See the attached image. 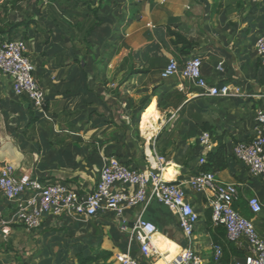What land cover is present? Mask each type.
Returning a JSON list of instances; mask_svg holds the SVG:
<instances>
[{"label":"crops","instance_id":"obj_1","mask_svg":"<svg viewBox=\"0 0 264 264\" xmlns=\"http://www.w3.org/2000/svg\"><path fill=\"white\" fill-rule=\"evenodd\" d=\"M79 2L72 9L67 0H44L34 6L33 22L20 35L28 42L46 95L44 114L15 96L11 78L0 73V169L11 164L18 178L64 182L87 193L106 158L145 168L155 150L170 164L168 181L185 184L208 169L221 181L237 185L236 209L264 235V209L253 217L247 206L252 196L264 205V182L233 156L238 143L252 139L257 109L264 106V64L255 50L264 31V0ZM85 3L98 11L102 25L82 41L88 20ZM70 12L83 17L72 20ZM172 32L196 48L187 52L175 43ZM193 56L201 57L203 76L212 86H229L230 97L211 98L191 80L162 78L170 60L183 62ZM152 103L159 116L145 121V109L139 110ZM206 126L211 130L205 131ZM204 134L209 135L206 158L216 156L209 166L200 167ZM120 189L128 194L134 190ZM187 193L200 216L193 244L204 264H244L247 253L227 241L224 228L212 224L210 194ZM142 210H126L127 232L107 212L95 219L45 216L41 229L29 232L13 219L14 206L0 194V264H76V253L84 247L111 252L107 264H120L140 215L156 225L151 242L163 256L152 251L146 258L137 242L132 256L140 264H182L189 242L178 218L157 201ZM215 246L222 247L218 262ZM15 254L28 260L16 261Z\"/></svg>","mask_w":264,"mask_h":264},{"label":"built area","instance_id":"obj_2","mask_svg":"<svg viewBox=\"0 0 264 264\" xmlns=\"http://www.w3.org/2000/svg\"><path fill=\"white\" fill-rule=\"evenodd\" d=\"M255 50L264 64V31L256 41ZM202 69L203 61L199 56L183 62L172 59L163 70L162 78L177 76L191 80L211 98L231 96L229 86H212L204 78ZM0 73L11 78L15 96L26 99L39 114L45 113L46 95L35 75L36 67L29 56L25 37L0 41ZM253 132L251 140H244L234 147L233 156L254 178L264 182V106L257 109ZM208 146L209 135L204 134L200 167L207 162ZM169 165L166 158L155 150L147 157L145 168L130 167L116 157H109L94 187L85 193L64 182L18 178L14 166L5 164L0 169V194L14 206L13 219L29 232L40 230L45 216L59 220L77 216L95 219L102 212L112 213L120 221L121 230L127 232V221L124 219L126 210L142 206L143 213L153 201H157L178 218V227L188 239V246L181 254L182 264H204L193 244L200 216L187 191L207 192L210 194L212 224L224 228L227 241L247 253L244 264H264V235L259 233L252 220L242 216L235 207L240 198L238 186L221 181L212 171H200L185 184L167 181L164 173ZM121 186L134 190L128 194L120 189ZM247 206L253 217H258L264 209L257 196L250 197ZM156 232V225L140 215L129 232L128 249L120 254L119 263L140 264L139 259L131 254V247L136 242L146 258H150L152 251L161 258L163 254L153 250L151 242ZM221 257L222 247L215 246L214 261L218 262Z\"/></svg>","mask_w":264,"mask_h":264},{"label":"trees","instance_id":"obj_3","mask_svg":"<svg viewBox=\"0 0 264 264\" xmlns=\"http://www.w3.org/2000/svg\"><path fill=\"white\" fill-rule=\"evenodd\" d=\"M68 5H72L73 8L75 9L76 6L80 5L79 0H67ZM87 5L86 8V13L85 15L88 16V20L86 21L87 25L83 26L84 28V34H83V39L82 41H85L87 37H90L94 31L99 28L102 25V20L98 18V11L96 9H91V7L88 5V3H85ZM69 16L72 20L75 19H81L83 17V14L81 13H76V12H70ZM80 24L77 28L78 32L82 31L81 25ZM31 23L28 21H20V22H0V41L5 42L8 41L12 38L18 37L20 35L26 34V30L30 27ZM172 35L175 37V43L176 44H182L183 49L188 50L187 52L193 50L196 48L197 44L188 41L185 39L183 36L179 34H175L172 32ZM186 52V51H184ZM186 52V53H187ZM144 107V106H143ZM149 107V106H148ZM146 110L147 108H140L139 111ZM144 110V111H145ZM211 128L209 126L205 127V131H210ZM223 148L221 143L219 144L218 151H220ZM216 155L214 154H209L208 159L206 162V167L209 166V164L214 160ZM207 169V168H206ZM207 171H209L207 169ZM111 252L107 251H101V250H88L86 247L80 249L76 253V264H107V261L112 257Z\"/></svg>","mask_w":264,"mask_h":264},{"label":"rangeland","instance_id":"obj_4","mask_svg":"<svg viewBox=\"0 0 264 264\" xmlns=\"http://www.w3.org/2000/svg\"><path fill=\"white\" fill-rule=\"evenodd\" d=\"M58 1V0H54ZM44 0H0V22H18L21 21L33 22V12L34 8L40 6ZM35 6V7H34ZM16 261L19 262L27 261L28 257H21L17 254L14 255Z\"/></svg>","mask_w":264,"mask_h":264},{"label":"bare ground","instance_id":"obj_5","mask_svg":"<svg viewBox=\"0 0 264 264\" xmlns=\"http://www.w3.org/2000/svg\"><path fill=\"white\" fill-rule=\"evenodd\" d=\"M156 108H157V106H156V104L155 103H152L149 107H147V109L144 111V119H145V121H147V120H149L150 118H153V117H158L159 116V113H158V111L156 110ZM170 168V167H169ZM169 168L166 170V171H168L169 170ZM166 176H167V174H166ZM164 178H165V180H167L166 179V177H165V173H164ZM168 181V180H167ZM156 234V233H155ZM154 234V235H155Z\"/></svg>","mask_w":264,"mask_h":264}]
</instances>
